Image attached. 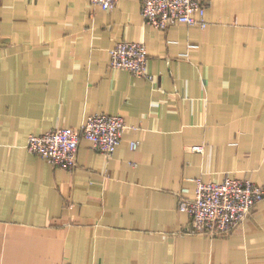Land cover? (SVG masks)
Masks as SVG:
<instances>
[{"label":"crops","instance_id":"crops-1","mask_svg":"<svg viewBox=\"0 0 264 264\" xmlns=\"http://www.w3.org/2000/svg\"><path fill=\"white\" fill-rule=\"evenodd\" d=\"M206 3V28L162 29L141 0H0V264H264V199L220 237L179 205L197 178L264 187V0ZM121 40L154 79L111 68ZM100 112L129 126L112 155L81 138L67 170L27 149Z\"/></svg>","mask_w":264,"mask_h":264},{"label":"built area","instance_id":"built-area-1","mask_svg":"<svg viewBox=\"0 0 264 264\" xmlns=\"http://www.w3.org/2000/svg\"><path fill=\"white\" fill-rule=\"evenodd\" d=\"M119 0H91L105 10L115 8ZM147 23L166 29L177 22L206 28V0H141ZM149 51L144 42L121 40L110 49V66L127 69L134 75L154 79L147 71ZM126 117L100 112L91 114L80 128L57 127L42 134H32L27 149L54 166L74 170L81 138L91 142L93 149L112 155L128 129ZM138 141L132 142L137 148ZM199 148V147H196ZM200 149V148H199ZM264 199V187L249 176L227 174L222 181L196 179L195 195L182 197L180 208L189 213L186 231L209 237H220L240 227L254 207Z\"/></svg>","mask_w":264,"mask_h":264}]
</instances>
